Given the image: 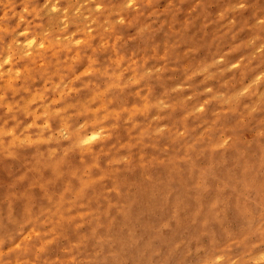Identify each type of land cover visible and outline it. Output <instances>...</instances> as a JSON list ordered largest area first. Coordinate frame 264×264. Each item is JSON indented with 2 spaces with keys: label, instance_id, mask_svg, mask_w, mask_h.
Returning a JSON list of instances; mask_svg holds the SVG:
<instances>
[{
  "label": "clouds",
  "instance_id": "clouds-1",
  "mask_svg": "<svg viewBox=\"0 0 264 264\" xmlns=\"http://www.w3.org/2000/svg\"><path fill=\"white\" fill-rule=\"evenodd\" d=\"M0 264H264V0H0Z\"/></svg>",
  "mask_w": 264,
  "mask_h": 264
},
{
  "label": "rangeland",
  "instance_id": "rangeland-1",
  "mask_svg": "<svg viewBox=\"0 0 264 264\" xmlns=\"http://www.w3.org/2000/svg\"><path fill=\"white\" fill-rule=\"evenodd\" d=\"M161 39H162V37H161ZM177 75V77L179 76V74H176Z\"/></svg>",
  "mask_w": 264,
  "mask_h": 264
}]
</instances>
